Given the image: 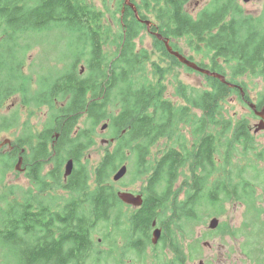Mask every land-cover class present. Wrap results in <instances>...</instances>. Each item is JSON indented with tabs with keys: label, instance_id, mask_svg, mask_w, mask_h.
Returning <instances> with one entry per match:
<instances>
[{
	"label": "trees",
	"instance_id": "16d2710c",
	"mask_svg": "<svg viewBox=\"0 0 264 264\" xmlns=\"http://www.w3.org/2000/svg\"><path fill=\"white\" fill-rule=\"evenodd\" d=\"M189 1L130 0L137 19L124 0H116V8L105 11L93 0H0V111L16 94L30 109L45 106V76L35 89L37 83L21 71L23 46L17 42L18 35L64 29L71 35L69 48L75 53L67 64L71 73L58 75L56 71L47 76L74 78L77 65L84 60L88 77L101 79L97 85L111 86L113 97L106 96L103 104H114L115 134L125 131L112 153L105 151L92 167L80 160L88 145L78 144L81 154L75 156L74 175L64 183L57 165L52 183L47 184L45 129L36 132L34 127L31 132L30 121L24 122L28 127L25 141L21 139L13 151L0 150V264H100L103 254L122 262L121 241L140 258L152 246L159 247L166 264H186L202 252L205 235L195 237L196 227L207 218L222 217L226 203L232 201L246 206L242 227L222 223L216 232L240 236L242 252L250 263L264 264V201H255L256 187L264 189V170L258 169L264 163V148H257L245 118L223 117L222 104L234 90L205 76V89L175 87V95L182 100L175 103L164 96L166 68L153 56L161 54L176 64L178 60L155 36L152 52L137 42L147 30L143 21L151 20V31L162 38L176 43L189 38L190 48L207 61L199 66L211 65V71L222 74L221 61L232 77L248 74L264 79V12L253 17L243 12L237 0H212L193 17L186 11ZM69 84L74 82H57ZM51 107L61 114L55 105ZM117 109L121 110L118 115ZM96 118L99 123L106 119L100 114ZM8 121L0 114V132L7 130ZM71 127L69 123L63 126V143L69 140ZM158 142H162V150L157 148L160 156L153 152ZM26 146L29 154H22ZM17 152L27 164V186L5 182ZM67 157L74 159L70 154ZM123 165L129 176L124 186L143 182L135 192L143 196L138 208L117 196L122 190L112 176ZM248 170L253 171L252 178ZM249 214L259 218L258 225L247 220ZM153 222L162 230L156 246L151 243ZM103 244L110 247L107 253L100 250Z\"/></svg>",
	"mask_w": 264,
	"mask_h": 264
},
{
	"label": "rangeland",
	"instance_id": "374dc122",
	"mask_svg": "<svg viewBox=\"0 0 264 264\" xmlns=\"http://www.w3.org/2000/svg\"><path fill=\"white\" fill-rule=\"evenodd\" d=\"M211 1L212 0H190L186 5V11L189 12V14L193 15V17H196L198 12L209 6ZM237 1L243 8V12L246 15L257 17L262 12H264V0H248L246 3L243 2V0ZM93 2L95 3L97 8L103 11L107 9L113 10L114 8H116V0H93ZM108 19L110 20L108 14H106L105 21L107 22ZM148 21L151 22V20ZM153 23L151 22V24ZM145 28L150 29L151 27L146 25ZM151 32L158 33L157 31ZM152 37H154L153 34L149 33L147 30H143L141 33V39H137L138 46L140 48L143 47L147 49L149 52H152L154 50ZM157 40L159 42H163L164 46L165 42H168V44L174 50L173 46L176 43L174 40L166 37ZM70 41L71 35L64 29L27 32L18 35L17 42L19 45L23 46L20 54V58L23 61L20 68L25 75L31 76L33 84L34 82L37 83L34 84L35 89L38 87L37 85L40 81L41 76L54 74L58 70L59 71L57 72V74H59L60 71L66 72L67 64H69V62L72 63V58L75 56V53L72 52L69 48ZM175 46L177 50L179 49L180 52L183 53H181L183 57H185L186 59L187 57L191 58L192 60L190 61H192L196 65H198L197 63L204 64V62H207L201 55H198L190 48L192 47V45L189 38L179 39ZM161 59H163V61H160ZM153 60L160 62L161 65L166 68V72H164L165 77L163 80V84L165 86L163 92L164 96L172 100L173 102L177 103L179 102L178 100H181V97L175 95V87L181 84L189 86L190 88H206V77H210L209 75L200 71L193 70L180 63L179 61L178 62L180 63V65L179 63L176 64L172 60L163 57V55L161 54L157 56V54L155 53L153 56ZM218 62L222 64V74L211 71V65L206 69L203 67L201 68L209 71L210 73L214 72L224 76L225 84L229 88L234 90V93L229 98H227L226 102L222 104L223 117L232 119L233 121H238L245 118L250 124L251 133L258 132L253 133V136L257 142V148L259 150L260 146L264 148V125H261V119L256 115V113L254 114L256 109L251 107V105L259 104V101L264 98V79L261 77L249 76L248 74H244L240 77H232L226 65H224L221 61ZM229 79L235 80L231 82L229 81ZM243 88H245L246 91L243 90ZM238 89L240 90V92H242V94H240L239 96L236 95V90ZM247 94L254 104H251L252 102L246 104L242 101V99L244 98L247 99ZM13 112H17L15 114V122L10 120L11 116L14 115L11 114ZM0 114H2L4 118L9 117V121L6 124L7 130L4 132H0V142L4 140H8L9 142L0 149L1 151H4V153L9 152L10 150L13 151V149L18 145V142H16L15 140L17 138H23V135L28 130V127L24 126V122L30 121V131L32 132L34 130V127L37 129V131L40 130L45 121V107H42L40 110H33L28 108L27 106L23 107L19 96H14L6 100L3 109L0 111ZM113 115H116V112H114ZM259 125H261V127ZM107 143H102L101 136H98L97 145L92 147L90 151L86 152L88 154V165H90V167L98 164L105 151H108L110 153L116 147V142L112 146L105 147ZM161 143L162 142L157 143L156 147L153 149V152H157V148L162 150ZM24 153L29 154L28 147H24L22 149V154ZM160 153L161 151L157 152V155L160 156ZM17 156L18 154L15 155V160H18L21 155L18 158ZM21 158L24 159L23 157ZM239 164H242V162L238 163L237 165L240 166ZM15 165L13 164L12 170L7 173L5 182L7 184L27 186L28 180L26 175L19 174L17 171H15ZM258 169L264 170V163L260 162V164L258 165ZM248 171L249 177L252 178L254 176L253 171ZM124 184H129V176H127V173L120 181L115 182V186L119 190L129 191L135 194V192L141 189L143 182L136 181L133 184L126 186H124ZM255 197L256 202L264 201V189L262 187H256ZM262 204L264 206V203ZM245 208L246 206L241 202L232 201L226 203L225 214L222 217H217V219L219 220L218 225L222 223H228L229 226L235 229L241 228L244 222ZM211 219L212 218H207L205 220V224L198 225L196 227L195 237L205 235V239L201 242L202 252L198 253L200 255L194 257L192 261H188L186 264H200V262L201 264H251L249 258L242 252V238L240 236H238L237 238H233L228 235H222L219 232H216L218 228H216L215 230H210L208 228V224ZM262 219V221H264V215L262 216ZM247 220L252 224H259V218H257L254 214H249L247 216ZM157 228L161 229L160 226H157ZM210 232H212L213 235H210ZM98 235L99 234H97L96 238L98 237ZM257 239L260 240L261 237H258ZM119 247L125 251L122 262L112 259L108 260L107 257H105V254H103L100 264H166L165 257L161 255V250L158 249L159 247L156 249H154L152 246L148 247L146 250V256L142 258L137 256L136 254H133V250H128L125 247L124 242L122 241L120 242ZM100 250L107 253L110 250V247L107 244H103L100 247ZM157 255L159 256V258H157ZM168 256L171 257L172 254H168Z\"/></svg>",
	"mask_w": 264,
	"mask_h": 264
},
{
	"label": "flooded vegetation",
	"instance_id": "af4514ba",
	"mask_svg": "<svg viewBox=\"0 0 264 264\" xmlns=\"http://www.w3.org/2000/svg\"><path fill=\"white\" fill-rule=\"evenodd\" d=\"M177 52H179L180 54L182 53L179 49L177 50ZM187 59L190 60L191 58L187 57ZM197 64L199 65V63ZM87 72V66L83 62H81L77 65V76H75L74 78H58L56 76H45V106H43L45 107V121L41 129L38 131L36 129V132H40L45 129V140L43 142V147L45 148V158L43 159V175L45 176V183L47 184L52 183L50 180L51 177H55L54 170H56L57 165H60L59 172L61 173L64 183H67L74 175L75 172H73V175L70 174L69 176L65 177L64 172L65 165L69 161H72V171L75 170V166L78 163L75 161V156L76 154L79 156L81 154L80 152L77 153L78 144L83 142L86 143L88 145V149L86 152H88L92 149V147L97 145V137L101 136L102 143L108 142L105 147L112 146L117 141V138L120 136V134H123L125 132L124 130H121V133L119 135L115 134L111 116H113L114 110L116 109L111 101H107L105 104H103V99L106 96L109 99L113 97L111 86H108L105 83L97 85L96 82L101 81V79H98L96 77H88ZM60 73H62V75H67L68 73H71V70L66 69V72L60 71ZM63 80L73 81L74 84L57 85L58 81ZM243 90H245V88H243ZM237 92V94L239 95L242 94L239 89L237 90ZM14 96H19V94L13 95L11 97ZM76 98H79V100H74ZM49 100H52V103H50ZM74 101L79 105V107L74 103ZM82 101H86V103L83 104ZM242 101L246 104L252 102L248 94L247 99L244 98L242 99ZM263 102L264 98L259 101V104H254L253 102L251 103L256 106L254 114L256 112H260L261 108L264 105ZM52 104L55 105V109L61 111V114H58L57 111L52 109ZM22 106L26 107L24 104H22ZM69 108L71 109L70 112ZM120 111V109H117V115L120 113ZM15 114L10 119L13 122L16 121ZM98 114L106 117V119L102 120L99 123L98 119L96 118ZM66 123L72 124V127L69 131V140L66 142L70 144L71 147H65L64 145L66 143H63L61 141L63 126L66 125ZM104 125H106V128L104 130H101ZM21 139H23L22 141H25L24 138H17L15 141L19 143ZM156 145L154 147H156ZM86 152L85 156L80 159L82 161L81 163L83 164H87L88 161V154ZM110 153H112V151ZM17 154V158L22 155L19 154V152H17ZM68 154L74 157V159L71 157H67ZM18 160L14 162V165L18 162ZM25 162L26 161L22 159L19 170H15V167L14 170L19 174L26 175L27 164H25Z\"/></svg>",
	"mask_w": 264,
	"mask_h": 264
},
{
	"label": "water",
	"instance_id": "95a60500",
	"mask_svg": "<svg viewBox=\"0 0 264 264\" xmlns=\"http://www.w3.org/2000/svg\"><path fill=\"white\" fill-rule=\"evenodd\" d=\"M247 1L248 0H243V2H245V3ZM124 4L130 6L133 9L135 17L138 19L137 11L134 8V6L130 3V0H124ZM143 22L146 25H149V21L148 20L147 21H143ZM156 37H157V39H162L160 34H156ZM165 48H166V50H167V52L169 54H171L172 56L176 57L178 59V61L180 63L184 64L185 66H187V67H189V68H191L193 70L203 72V73L209 75L210 77L218 78V79H220L221 82L225 83L224 76H222L220 74H217V73H210L209 71L204 70L203 68L199 67L198 65H196L192 61L187 60L185 57H183L181 54H179V52L174 51L172 49V47L168 44V42H165ZM251 107L255 109V105H251ZM256 115L261 119V125H264V106L261 108L260 112H256ZM261 125H259V126L261 127ZM105 128H106V125H104L101 128V130H104ZM8 143H9L8 140H4V141L0 142V149L5 144H8ZM21 162H22V158L19 157V160H18L17 164L15 165V170H19ZM72 166H73L72 165V161H69V162L66 163L65 172H64V176L65 177H67V176H69L71 174ZM126 173H127V166L126 165L121 166L113 174L112 181L113 182L120 181L126 175ZM117 196L124 204L130 205V206H132L134 208H138L142 204V195L141 194H133V193H131L129 191H118L117 192ZM218 224H219V220L217 218H212L209 221L208 228L210 230H215L218 227ZM155 226H156V223L153 222L152 223V227H154V228H153V231H152V234H151V237H152L151 238V243L153 245H156L159 242L161 234H162V230L157 228V227H155ZM200 264H201V262H200Z\"/></svg>",
	"mask_w": 264,
	"mask_h": 264
},
{
	"label": "bare ground",
	"instance_id": "6f19581e",
	"mask_svg": "<svg viewBox=\"0 0 264 264\" xmlns=\"http://www.w3.org/2000/svg\"><path fill=\"white\" fill-rule=\"evenodd\" d=\"M138 15V14H137ZM148 26H150L151 27V22L149 21V25ZM147 31L149 32V33H151V34H153L155 37H156V33H152L151 32V29H147Z\"/></svg>",
	"mask_w": 264,
	"mask_h": 264
},
{
	"label": "clouds",
	"instance_id": "9594fccd",
	"mask_svg": "<svg viewBox=\"0 0 264 264\" xmlns=\"http://www.w3.org/2000/svg\"><path fill=\"white\" fill-rule=\"evenodd\" d=\"M153 245V244H152ZM154 246V245H153Z\"/></svg>",
	"mask_w": 264,
	"mask_h": 264
}]
</instances>
